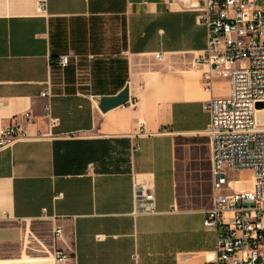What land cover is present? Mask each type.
<instances>
[{
    "label": "crops",
    "instance_id": "0c3cea01",
    "mask_svg": "<svg viewBox=\"0 0 264 264\" xmlns=\"http://www.w3.org/2000/svg\"><path fill=\"white\" fill-rule=\"evenodd\" d=\"M201 5L0 0V127L30 136L0 150V264H205L212 198L193 193L211 179L203 104L228 81L212 75L208 88V65L195 62ZM125 87V105L98 107ZM134 183L150 187L155 213L134 214Z\"/></svg>",
    "mask_w": 264,
    "mask_h": 264
},
{
    "label": "built area",
    "instance_id": "2783aa9c",
    "mask_svg": "<svg viewBox=\"0 0 264 264\" xmlns=\"http://www.w3.org/2000/svg\"><path fill=\"white\" fill-rule=\"evenodd\" d=\"M200 22L206 25L207 44L195 62L208 65L204 74L210 88L212 75L228 81V94L203 104L209 113L204 131L210 145L212 203L202 220L214 232L213 252L205 264H264V122L256 121V103L264 102V0H200ZM46 9L37 4L36 12ZM158 57V55H156ZM69 55H60V68ZM49 90L42 92L48 96ZM25 123H36L30 113ZM55 119H53L54 123ZM30 138L19 123L0 127V150L18 139ZM248 170L250 185L229 173ZM134 214L155 213V195L144 183L133 184ZM60 196V194H57ZM54 241L63 229L53 226ZM59 247L52 258L67 261Z\"/></svg>",
    "mask_w": 264,
    "mask_h": 264
},
{
    "label": "rangeland",
    "instance_id": "374dc122",
    "mask_svg": "<svg viewBox=\"0 0 264 264\" xmlns=\"http://www.w3.org/2000/svg\"><path fill=\"white\" fill-rule=\"evenodd\" d=\"M229 175L233 179L241 180L242 181L241 187H244L243 185H245V187H249L250 181H247V180L250 179L251 175L248 170H242V171H237L234 173H229ZM193 193L197 199L204 200L205 202H207V204H209L210 202L209 200H211L214 194L213 186H212V176H211L210 182L200 181L195 187V191Z\"/></svg>",
    "mask_w": 264,
    "mask_h": 264
},
{
    "label": "water",
    "instance_id": "95a60500",
    "mask_svg": "<svg viewBox=\"0 0 264 264\" xmlns=\"http://www.w3.org/2000/svg\"><path fill=\"white\" fill-rule=\"evenodd\" d=\"M98 107L102 111L112 109V107L125 105L130 99L128 96V87H125L122 91L112 97H101ZM256 108L264 107V102H257L255 105Z\"/></svg>",
    "mask_w": 264,
    "mask_h": 264
},
{
    "label": "bare ground",
    "instance_id": "6f19581e",
    "mask_svg": "<svg viewBox=\"0 0 264 264\" xmlns=\"http://www.w3.org/2000/svg\"><path fill=\"white\" fill-rule=\"evenodd\" d=\"M256 121L257 122H264V107L262 108H256ZM247 181H250V179H248ZM244 187H240V189H242Z\"/></svg>",
    "mask_w": 264,
    "mask_h": 264
}]
</instances>
